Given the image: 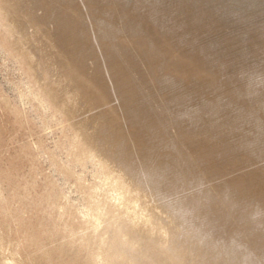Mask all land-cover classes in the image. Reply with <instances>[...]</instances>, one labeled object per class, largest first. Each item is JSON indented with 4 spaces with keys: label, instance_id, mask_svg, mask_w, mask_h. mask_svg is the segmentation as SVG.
I'll use <instances>...</instances> for the list:
<instances>
[{
    "label": "rangeland",
    "instance_id": "rangeland-1",
    "mask_svg": "<svg viewBox=\"0 0 264 264\" xmlns=\"http://www.w3.org/2000/svg\"><path fill=\"white\" fill-rule=\"evenodd\" d=\"M172 252L264 264V0H0V264Z\"/></svg>",
    "mask_w": 264,
    "mask_h": 264
},
{
    "label": "bare ground",
    "instance_id": "bare-ground-1",
    "mask_svg": "<svg viewBox=\"0 0 264 264\" xmlns=\"http://www.w3.org/2000/svg\"><path fill=\"white\" fill-rule=\"evenodd\" d=\"M12 16V15H11ZM11 20V19H10ZM28 21V20H27ZM30 21V20H29ZM64 21V20H63ZM64 28V27H63ZM38 33V32H37ZM57 39V38H56ZM52 40H54L53 38H52ZM50 44V43H49ZM60 45V44H59ZM54 47H56V46H54ZM38 50H40V49H38ZM60 52V51H59ZM39 53V52H38ZM54 56H55V54H54ZM63 56V55H62ZM37 57V56H36ZM61 58V57H60ZM40 59V58H39ZM56 61V60H55ZM55 63V62H54ZM76 67H77V65H76ZM55 68V67H54ZM63 68V67H62ZM74 71H72V73H70L69 75H65V77L67 78V80H69L70 81V83L71 82H74L75 83V78H76V73L74 72ZM61 73H63L62 71H61ZM40 74V73H39ZM88 76V75H87ZM82 80V79H81ZM80 82V81H79ZM73 85V84H72ZM77 85V84H76ZM90 85V84H89ZM73 87V86H72ZM79 87V86H78ZM74 88V87H73ZM84 88V87H83ZM72 92H75V95L76 96H78V97H82L84 94L81 92V90H79L77 87L76 88H74V90L72 91ZM84 99V98H83ZM82 100V99H81ZM87 105V104H86ZM113 136H115V134H113ZM87 137H89L90 138V134H88L87 135ZM97 137V136H96ZM99 137V136H98ZM126 138V137H125ZM94 139V138H93ZM131 139H125L124 141L125 142H127V141H130ZM90 143L94 146V147H96V148H98L99 149V151H100V153L103 155V156H105V157H107V158H109L110 160H112L113 158L114 159H117V157H116V155H114V152H110V151H108L107 150V148H105V141L103 140V138H101L100 140H96V141H90ZM112 163H114V162H117L118 164H119V168H117L120 172H122L123 173V175L124 176H126V178L128 179V181H130L135 187H137L138 185H137V183L136 182H132V180L130 179L131 177V174L128 172L127 173V168L125 169L123 166H122V164L123 163H121L120 161H118V160H115V161H111ZM123 169H125V170H123ZM119 202L117 203V205H115L116 207H118L119 209L122 207V206H124V203H125V195H124V192H123V190H121L120 192H119ZM121 214V216L123 217V219L124 220H126V221H128L129 219H128V217L127 216H129L130 218H136V219H141V218H139L140 217V215L139 214H136V213H134V211H129V213H124V212H121L120 213ZM121 236V233H120V231L118 232V238H121L120 237ZM136 240H139V238H135ZM125 247L126 246H120V249L122 250V252H123V254H127L126 252H125ZM170 255H169V259H168V262H167V264H185L184 262L185 261H187V262H189V259H186V254H184V253H180V252H172V253H169ZM127 256V255H126ZM131 261H134V259L135 258H132V256L130 255H128L127 256ZM7 264H9V263H7ZM148 264H151V262L150 263H148Z\"/></svg>",
    "mask_w": 264,
    "mask_h": 264
}]
</instances>
